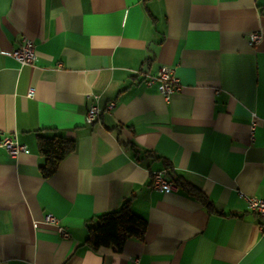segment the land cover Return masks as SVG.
Returning <instances> with one entry per match:
<instances>
[{
    "label": "crops",
    "instance_id": "crops-1",
    "mask_svg": "<svg viewBox=\"0 0 264 264\" xmlns=\"http://www.w3.org/2000/svg\"><path fill=\"white\" fill-rule=\"evenodd\" d=\"M22 37L25 65L11 55ZM167 68L180 89L165 100L146 79ZM8 135L26 150L0 146V264H264L241 195L264 198V0H0ZM56 136L73 150L43 177L38 138ZM162 169L175 191L151 186ZM123 206L143 238L92 248L89 229Z\"/></svg>",
    "mask_w": 264,
    "mask_h": 264
},
{
    "label": "built area",
    "instance_id": "built-area-1",
    "mask_svg": "<svg viewBox=\"0 0 264 264\" xmlns=\"http://www.w3.org/2000/svg\"><path fill=\"white\" fill-rule=\"evenodd\" d=\"M260 38L259 33L252 32L248 35V39L251 43L255 44ZM11 55L20 64L25 65L33 61L35 57V46L31 39L28 37H22L20 44L14 48ZM158 83V90L165 100H168L170 95L180 89V81L178 77L173 73L171 69H161L157 75L148 76L146 79L147 84ZM31 95V92L30 94ZM96 96L89 103L85 112V121L87 123H93L98 120L100 116V110L96 104ZM114 106V102L111 101L107 105V109H111ZM253 130L250 135L253 137ZM0 146L4 147L10 157L15 158L18 153L25 151L26 146L19 143L14 137L4 136L0 140ZM151 186L161 191H175L177 184L171 179L166 170H157L151 173ZM247 203V208L259 216L262 225H264V198L243 195L241 194ZM44 221L49 224H54L57 227L58 233L62 237H68L67 230L58 224V219L54 215L48 213L44 216Z\"/></svg>",
    "mask_w": 264,
    "mask_h": 264
},
{
    "label": "trees",
    "instance_id": "trees-1",
    "mask_svg": "<svg viewBox=\"0 0 264 264\" xmlns=\"http://www.w3.org/2000/svg\"><path fill=\"white\" fill-rule=\"evenodd\" d=\"M73 142L64 137L38 138V149L45 157L40 173L43 177L52 175L62 159L73 150ZM168 176L178 185L175 178ZM194 196L203 204H207L205 196L193 189ZM147 221L134 214L128 207L103 213L99 216V223L89 229L87 241L92 248L111 246L120 250L128 238L142 239L146 230Z\"/></svg>",
    "mask_w": 264,
    "mask_h": 264
}]
</instances>
